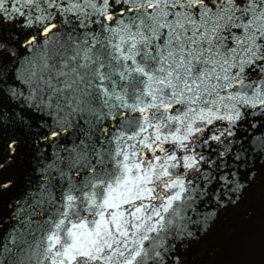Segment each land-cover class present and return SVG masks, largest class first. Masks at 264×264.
I'll list each match as a JSON object with an SVG mask.
<instances>
[{
  "label": "snow or ice",
  "instance_id": "1",
  "mask_svg": "<svg viewBox=\"0 0 264 264\" xmlns=\"http://www.w3.org/2000/svg\"><path fill=\"white\" fill-rule=\"evenodd\" d=\"M257 186L264 0H0V264H208Z\"/></svg>",
  "mask_w": 264,
  "mask_h": 264
},
{
  "label": "water",
  "instance_id": "2",
  "mask_svg": "<svg viewBox=\"0 0 264 264\" xmlns=\"http://www.w3.org/2000/svg\"><path fill=\"white\" fill-rule=\"evenodd\" d=\"M246 209L250 218L242 227V242L217 244L214 252L202 255L208 264H264V190L259 186L249 195ZM228 224L236 221L225 217L221 226Z\"/></svg>",
  "mask_w": 264,
  "mask_h": 264
}]
</instances>
